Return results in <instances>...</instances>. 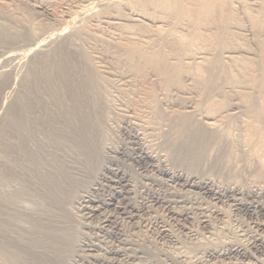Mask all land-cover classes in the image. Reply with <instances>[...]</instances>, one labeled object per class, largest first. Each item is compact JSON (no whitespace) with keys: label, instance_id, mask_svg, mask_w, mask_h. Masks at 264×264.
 <instances>
[{"label":"bare ground","instance_id":"obj_1","mask_svg":"<svg viewBox=\"0 0 264 264\" xmlns=\"http://www.w3.org/2000/svg\"><path fill=\"white\" fill-rule=\"evenodd\" d=\"M82 1L84 4L79 5L77 11L67 18L69 20L65 26L76 23L79 16L95 17V11H99L103 20L112 24L122 21L140 23L148 28L145 32H124L132 40L127 55L129 63L133 64L132 58L137 56L144 64L151 66L167 85L177 82L185 69L188 70L187 74L198 76L195 83L201 86L207 97L196 104L186 102L185 111L171 117L172 126L180 131L181 140L177 150H184V159L188 164H194L208 145H216L223 138L226 139L228 124L231 125L242 114L248 117V122L245 120L246 135L244 139L241 137L245 144H242V148L239 147L238 152L244 157L245 168L251 176L249 182L257 190L253 197H264V147L263 143L260 146L255 141L259 135L264 138V53H253L255 57L249 58V52L242 47H225L230 44L229 37L235 34L248 35L253 33V29L257 32L263 27L264 0ZM37 3V8H46L48 5V1ZM233 8L250 16L249 25L240 26L234 23L236 12ZM122 10L126 11L123 16ZM253 11L257 14L252 15ZM184 19L194 29L203 24H216V31L211 38L215 45L210 51L199 50V47L192 50L191 45L199 40L195 36L196 29L188 36L174 31V27ZM9 21L12 22L10 19ZM164 26H169L167 31ZM64 28L48 29L45 32L37 30V27L35 32L28 28L30 31H26L24 27L25 31L21 29L19 33L0 21V41L13 37L29 40L22 52L10 50L0 53V73H3L7 62L18 63L32 53L26 63L28 72L19 81L15 102L9 107L7 114H4L0 124V264H80L78 255H73L80 242L76 230H73L72 210L76 208L75 205L84 206L82 203L88 200L90 191L103 178L101 171L107 170L102 168V152L98 147L103 139V109L110 102H107L111 98H108L107 87L111 82L109 83L105 67H96L94 58L84 52L81 44L83 40L78 42L87 35L88 30L81 26L73 34L65 36ZM157 41L159 42L156 43ZM55 42L57 43L54 47H50ZM48 47L50 48L47 49ZM173 50H178V54L172 53ZM131 67L134 70L139 68L134 64ZM244 70L257 72L252 80L247 79L246 85L238 83V80L244 78ZM218 78L229 79L231 82L227 83L237 87L244 85L242 89L250 91L243 92L245 94L241 96L240 104L233 103L228 110L215 113L219 109L210 101L212 99L209 96L218 88ZM2 80L0 110H3L4 90L14 88L12 82ZM247 85L249 86L246 87ZM146 98L150 108L161 115L155 96ZM132 125V137L139 143L145 134L137 129V121H133ZM231 128L233 129L232 126ZM148 147L140 143L138 157L162 175L165 182L179 185L184 190L200 189L218 202L225 199L240 205L238 196L241 189L238 188V191L230 186L214 187L208 179L196 180L189 173L172 171ZM232 152L223 151L221 154L227 158L233 155ZM112 170L118 176L119 182L127 183L128 179L123 173ZM79 191L81 192L78 193ZM257 209L264 212V205L260 204ZM20 219L30 223L29 230L18 225ZM240 246L237 244L226 250L228 254L232 253L239 258L235 264H264V259L255 257ZM253 247L256 250L263 249L264 240H256ZM206 253L211 256L215 251ZM183 257L181 254L177 256L179 259Z\"/></svg>","mask_w":264,"mask_h":264},{"label":"rangeland","instance_id":"obj_2","mask_svg":"<svg viewBox=\"0 0 264 264\" xmlns=\"http://www.w3.org/2000/svg\"><path fill=\"white\" fill-rule=\"evenodd\" d=\"M39 1H48L46 8H37ZM82 3V0H0V17H2L0 21L19 33L24 27L26 31H30L28 29L35 31L38 27L37 30L45 32L49 31L48 29L65 27L64 30L67 32H63L67 36V34H73L77 28L79 30L81 26L86 28L87 35L78 42L83 40L81 44H83L84 52L94 58L93 63L96 67L100 66L99 69L105 67L109 83L111 82L107 87L108 98L111 97L107 100V102L110 101L107 103L109 106L106 104L102 117L104 140H101L98 147L102 152V168L107 170L101 171L103 178L90 191L88 200L82 203L84 206L75 205L76 208L72 210L71 222L72 225H76H73V230H76L80 242L79 247H76L78 250L75 248L76 250L73 251V255L79 257L78 263L235 264L239 258L232 253L228 254L226 250L237 244L242 245L241 248H245L255 257L264 259V248L256 250L253 247L256 240H264V212L257 209L260 204L264 205V197H253L257 190L250 184L251 176L245 168L244 157L238 152L239 147L242 148V144H245L244 129H246L248 117L242 114L231 122V125L228 124L226 139L223 138L220 143H217L218 145L216 144L217 146L208 145L206 150L201 152L202 155L199 154L194 164H188L184 159V150H177L181 140L180 131L176 126H172L171 117L185 111L186 102L196 104L207 97L201 90V86L195 83L198 76L187 74L188 70L185 69L177 82L167 85L151 66L144 64L137 56L132 58V62L139 68L132 69L133 64L129 63L130 60L127 58L132 40L126 37L124 32L127 30L145 32L148 28L140 23H125L126 21L118 24L109 23L103 20L102 14L95 9H93V13L96 12L95 17L94 15L90 16L91 18L79 16L76 23L70 24L71 27L65 26L69 20L67 18L77 11L79 5L84 4ZM233 9L237 20L234 23L240 26L249 25L250 16ZM125 12L121 11L122 16ZM256 14L253 11L252 15ZM19 27L20 30H18ZM167 27L169 26L166 28L164 26L166 31ZM174 28V31L186 36L190 35L194 29L186 19ZM216 28L215 23L203 24L195 28V36L199 40H195L191 45L192 50L199 47V50L210 51L209 49L215 45L211 42V38ZM229 38H231L230 44L226 43L228 45L225 47H235V49L242 47L244 51L249 52V58L255 57L253 53H264V25L257 32L253 29L251 34H235ZM5 40L0 41V53L10 50L22 52L29 42L28 39L21 37ZM56 43L50 47H54ZM176 51L178 50H173L172 53L177 55ZM31 54L18 63L17 61L9 64L7 62L3 67V73H0V81L3 79L12 82L14 87L13 90L5 89L3 92L2 101L4 102L3 110H0V124L9 107L15 102L19 81L28 72L26 63ZM256 74L254 70H244L242 73L244 78H241V81L238 80V83L246 85L247 79L252 80ZM217 80L218 88L214 89L209 96L212 99L210 101L214 102L215 107L219 109L215 113L228 110L233 103L240 104L241 96L245 94L243 92L250 91L242 89L244 85L237 87L228 84L227 82H231L229 79L218 78ZM151 95L155 96V102L161 108V115L150 108L146 97ZM1 115L4 117L2 118ZM133 121L138 122L137 129L139 128L145 134L144 139L139 143L132 137ZM230 136L235 138L232 139ZM261 136H257L255 141L260 146L263 143L262 147H264V138ZM140 143L145 147L149 146L148 149L152 154L160 157L164 166L172 171L181 170L183 173L193 175L196 180L208 179L214 187L228 188L230 186L237 190L241 189L238 190L241 193L238 196L240 205L225 199L218 202L200 189L184 190L185 188L180 189L179 185L174 183L170 185V182H165L166 179L162 175L138 157ZM231 148L235 149L234 153ZM223 151H230L233 155H229L227 159V156L225 158V155L221 154ZM112 169L119 174L123 173L128 179L127 183L119 182L118 176L114 175ZM18 225L25 230L31 227L30 223L23 219L19 220ZM212 250L215 251L213 255L206 253ZM179 254L184 257L177 258Z\"/></svg>","mask_w":264,"mask_h":264}]
</instances>
